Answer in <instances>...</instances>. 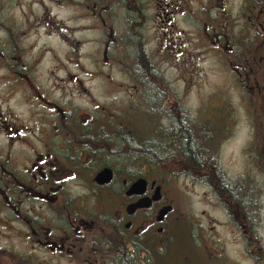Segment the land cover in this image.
I'll return each instance as SVG.
<instances>
[{"label":"flooded vegetation","instance_id":"obj_1","mask_svg":"<svg viewBox=\"0 0 264 264\" xmlns=\"http://www.w3.org/2000/svg\"><path fill=\"white\" fill-rule=\"evenodd\" d=\"M191 43L201 99L205 57L217 72L210 104L201 101L194 116L188 86L176 84L188 78L173 79L165 57L179 58ZM240 128L241 173L230 175L213 156L212 165L191 171L212 174L206 185L224 224L240 234L243 257L256 264L251 246L261 238L264 206V0H0V264H123L100 262L121 249L109 240L92 247L93 210L118 221L104 227L132 264H148L150 242L160 250L170 242L174 207L160 182L140 176V140L163 143L160 160L169 158L168 144L189 138L212 142L217 156ZM104 170L111 181L97 184L94 176ZM139 177L147 181L144 194L127 195ZM158 185V201L126 212ZM166 204L172 208L157 222Z\"/></svg>","mask_w":264,"mask_h":264},{"label":"rangeland","instance_id":"obj_2","mask_svg":"<svg viewBox=\"0 0 264 264\" xmlns=\"http://www.w3.org/2000/svg\"><path fill=\"white\" fill-rule=\"evenodd\" d=\"M175 49L176 47L170 51ZM196 49V46L191 43L182 48L183 55L179 58H175L171 52V54H165L166 60L171 65L167 73L171 74L173 79L175 77L188 78L187 84L180 80L176 81V84L181 89L188 86L185 90L186 103L189 108L193 109L191 113L193 116L195 108L199 107L201 101L204 100L210 104L209 98L214 92L210 86L215 85L217 74L213 58L205 57L203 66L207 71V76L204 79V97L201 99L202 90L197 86L198 79H196L201 64ZM208 114L210 113L207 111L204 113V115ZM225 116L229 118L228 114ZM211 119V117L208 118V120ZM191 131L195 134L194 127ZM242 141L243 128H240L234 138L219 144L217 156L214 144L210 141L205 142L208 150L211 151V156L218 157L229 174L235 175L242 172L239 171L241 155L240 157L238 155ZM179 144L174 142L168 154L169 158L153 163L152 167L147 170L149 175L147 177L162 184L164 199L174 207L173 213L169 216L172 226L170 234L178 236L179 242L177 245L171 244L164 264H254L243 257L244 245L240 234L231 231V228L224 224L225 214L219 208L211 188L206 185L212 179V174L209 171H205V174L202 171H191L197 167L192 168L186 165L185 157L178 152ZM161 148L155 147L157 151ZM95 205L98 207V204ZM175 227L191 232L192 236L176 230ZM259 232L264 241V206L261 211ZM12 244L14 247L20 246L15 240H12ZM214 249L221 253L219 257ZM255 253L253 251L252 255ZM222 258L225 259L224 263Z\"/></svg>","mask_w":264,"mask_h":264},{"label":"trees","instance_id":"obj_3","mask_svg":"<svg viewBox=\"0 0 264 264\" xmlns=\"http://www.w3.org/2000/svg\"><path fill=\"white\" fill-rule=\"evenodd\" d=\"M193 127H191L192 129ZM189 129L188 135H194ZM168 143H166L167 145ZM174 142L168 144L170 148L173 146ZM158 142H150V141H144L140 140L139 142V154H138V161H139V167L140 176H148L147 168H151L152 164L155 162H161L163 160L158 159L157 150L156 148L163 147ZM155 150V151H154ZM171 152V151H170ZM178 152L182 154L185 158L187 166H191L192 168H200L206 166V164L212 165V157H211V151L208 150L206 142L203 143H197L193 138H189L188 141L182 142L181 146L178 147ZM133 161L132 157H130V163ZM135 175V171H129V176ZM132 178V177H131ZM99 204V203H98ZM101 205V204H99ZM101 209V208H100ZM260 213H258V207L255 206L253 208V218L254 220L259 216ZM92 220L95 221V229H93V235H92V247L93 248H101L105 247V241L109 240V246L111 248L115 249H121L119 252L111 251L110 255H100L98 256L102 262V259L106 258H112V263H123V264H132L131 258L126 253V249L124 245L117 243L114 241L113 243L110 241V235L109 230L105 229L104 223H106L108 226L111 224L118 225V221H116L114 218L111 217L110 214L105 210L103 213L101 211L98 213L97 211H92ZM171 226V225H170ZM172 229V226H171ZM176 230H181V232H185L186 234H189L192 236L191 232L182 230L179 227H175ZM174 230V227H173ZM182 232V233H183ZM188 235V236H189ZM110 237V238H109ZM109 238V239H108ZM125 240H131V238H125ZM179 242V237H175V235L170 234V242L166 245H162V250L158 249V245L154 243V241L150 242L149 248H152V251H154V256L151 255L152 251H148V256L145 257L147 259L148 264H164L165 259L168 256V249L170 248L171 244L174 243L177 245ZM148 246V245H147ZM251 249L256 252L254 254V259L256 264H264V241L259 237H254L252 239V246Z\"/></svg>","mask_w":264,"mask_h":264},{"label":"water","instance_id":"obj_4","mask_svg":"<svg viewBox=\"0 0 264 264\" xmlns=\"http://www.w3.org/2000/svg\"><path fill=\"white\" fill-rule=\"evenodd\" d=\"M111 176H112V173L109 170L99 171L94 176V181L97 184H105L111 181ZM154 183L155 181H152V186L154 185ZM146 187H147L146 179L143 177H139L131 184L126 194L127 195H132V194L143 195ZM160 189L161 187L160 185H158L155 188L154 192L152 193L151 197L141 196L135 202L127 205L126 212L128 214H133L136 209L150 207L152 202H156L161 198ZM171 208L172 207L170 204L163 205L156 213V216H155L156 221L161 222L163 218L170 212Z\"/></svg>","mask_w":264,"mask_h":264}]
</instances>
